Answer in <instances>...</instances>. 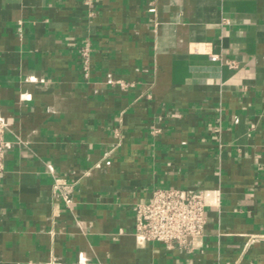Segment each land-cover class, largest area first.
<instances>
[{
    "label": "crops",
    "instance_id": "1",
    "mask_svg": "<svg viewBox=\"0 0 264 264\" xmlns=\"http://www.w3.org/2000/svg\"><path fill=\"white\" fill-rule=\"evenodd\" d=\"M0 115V264H264V0H0ZM156 188L211 192L193 249Z\"/></svg>",
    "mask_w": 264,
    "mask_h": 264
},
{
    "label": "built area",
    "instance_id": "2",
    "mask_svg": "<svg viewBox=\"0 0 264 264\" xmlns=\"http://www.w3.org/2000/svg\"><path fill=\"white\" fill-rule=\"evenodd\" d=\"M85 69L88 70L89 48L80 51ZM216 59V56H212ZM8 123L0 115V185L5 176V133ZM56 191L70 199V186L57 180ZM211 192L193 188H156L152 198L135 205L138 218L136 235L140 242L157 241L168 248H194L195 240L202 237L207 223V208L215 199Z\"/></svg>",
    "mask_w": 264,
    "mask_h": 264
}]
</instances>
